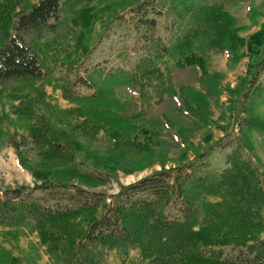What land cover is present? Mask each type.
Masks as SVG:
<instances>
[{"label": "trees", "instance_id": "obj_1", "mask_svg": "<svg viewBox=\"0 0 264 264\" xmlns=\"http://www.w3.org/2000/svg\"><path fill=\"white\" fill-rule=\"evenodd\" d=\"M84 1L0 0V144L12 146L35 178L0 190V264H40L42 248L45 264H107L112 249L137 250L136 264H264V167L242 153L241 142L251 143L254 131L264 135V23L245 39L219 2L136 0L128 18L113 15L92 39L97 20L78 7ZM119 28L133 61L116 63L111 44L100 47L106 35L122 36ZM242 47L248 69L229 89L238 92L229 107L239 132L235 143H214L232 147L224 167L214 169L213 145L187 157L178 135L181 162L112 193L92 188L115 179L116 169L131 173L156 160L145 139L154 136L138 124L140 112H123L117 90L145 106L170 98L193 124L208 127V98L218 91L204 52L237 62ZM172 65L195 66L202 91L175 85ZM38 83L60 88L72 106L41 90L28 96ZM95 140L103 152L91 147ZM82 153L105 169L90 168ZM34 232L37 241L19 246Z\"/></svg>", "mask_w": 264, "mask_h": 264}, {"label": "rangeland", "instance_id": "obj_2", "mask_svg": "<svg viewBox=\"0 0 264 264\" xmlns=\"http://www.w3.org/2000/svg\"><path fill=\"white\" fill-rule=\"evenodd\" d=\"M21 3H28L32 0H16ZM136 0H86L80 6L85 8L93 17H96L95 28L92 31V39H95L98 33L102 30L104 24L113 16L124 14V18H128L127 9ZM202 2H219L226 10L236 17V26L238 34L247 38L253 32L261 27L264 23V0H202ZM19 8V7H18ZM121 29L119 28L118 31ZM110 31V28L107 29ZM120 37L117 34H108L102 38L100 47H108L111 44L112 59L116 63L126 62L125 60L133 61L135 55L129 50L128 39L123 40L124 30L120 31ZM58 50V49H57ZM121 51L122 55L116 56V51ZM243 57L237 62H232L225 53L208 50L204 52L205 63L208 71L215 74L216 88L218 91V98H208L210 105V126L199 127L176 110L172 99L164 98L160 103L145 106L140 103L134 96L117 90V95L121 99L126 114L140 112L141 117L137 121L140 126L149 129L152 134L145 139L153 144L156 148V160L149 166L143 169H137L131 173H126L121 169H116L114 174L116 178H112L108 183L92 187L106 193L115 192L120 184L132 182L139 177L145 176L162 166H170L181 162L180 152L181 145L178 140V135L187 145V157H191L196 151H200L209 145H213L212 149V163L214 169H220L225 165V154L231 150L232 147L225 148L215 146L214 143L218 141L220 144L226 142H233L234 137L238 134L239 129L236 124L237 111L232 110L230 106V98L238 97V92L231 93L229 89L239 87L240 81L244 78L248 69L250 55L246 47L241 49ZM264 47H262V54ZM62 56L64 53L60 52ZM82 56L78 53L76 57ZM109 56V54H108ZM62 60V57H61ZM63 62V61H62ZM66 63V62H64ZM173 82L175 85L187 84L196 87L202 91V87L197 80V69L195 66L177 67L170 66ZM40 90L48 100L57 103L61 107H71L72 104L62 96L60 88L53 89L49 84H37L36 87H28V96L34 97ZM260 109L264 110V104L260 105ZM168 124V125H166ZM242 153L249 157L261 169L264 167V135L256 131L250 133V142L247 143L243 139ZM91 147L99 151L104 150V144L100 140L92 141ZM80 159L85 162L90 168L103 171L105 168L96 163L92 158L85 154H80ZM35 181L31 171L23 168L16 156L12 146L0 144V190L6 186L16 184L31 185ZM210 200H217V197L211 196ZM27 238L19 239L18 244L21 247L26 246L27 239L37 241L36 233H30ZM42 248V260L40 264L47 263V255ZM137 250H129L127 255L119 254L115 249L109 250L106 255L107 264H132L137 263Z\"/></svg>", "mask_w": 264, "mask_h": 264}]
</instances>
